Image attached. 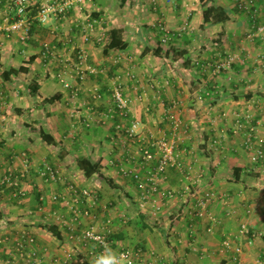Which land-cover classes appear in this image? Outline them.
<instances>
[{
	"label": "crops",
	"instance_id": "crops-1",
	"mask_svg": "<svg viewBox=\"0 0 264 264\" xmlns=\"http://www.w3.org/2000/svg\"><path fill=\"white\" fill-rule=\"evenodd\" d=\"M30 1L26 34L0 43V179L29 168L0 198V264H22V233L35 239L36 264H97L123 249L135 264H236V247L241 264H264V158L253 164L244 149L249 127L264 137V39L248 37L264 23V0H254L256 15L245 0H94L43 25L34 19L42 2ZM209 8L228 20L205 23ZM112 29L127 47L105 52ZM80 54L97 70L84 82ZM229 56L231 67L214 72ZM116 86L139 122L134 140L115 131L130 121L114 114ZM168 112L183 125L181 167L158 181L173 196L140 210L130 174L151 171L149 143L172 136ZM146 153L153 158L140 169ZM80 159L99 174L85 177ZM44 165L61 180L39 177ZM70 187L90 195L75 198ZM205 191V215L194 217ZM86 230L106 234L109 249L85 242Z\"/></svg>",
	"mask_w": 264,
	"mask_h": 264
},
{
	"label": "built area",
	"instance_id": "built-area-1",
	"mask_svg": "<svg viewBox=\"0 0 264 264\" xmlns=\"http://www.w3.org/2000/svg\"><path fill=\"white\" fill-rule=\"evenodd\" d=\"M93 0H64L62 4H58L56 1H51V3L43 4L38 13L35 16V21L38 24H46L51 19H56L64 16L67 11L73 9L82 11L87 3H92ZM250 6L253 15L258 13V9H255L254 0H245ZM6 3L11 5L12 11L14 12V17H0V43L2 37L5 35L12 34L14 32L23 30L26 31L29 28L30 21L28 18L29 4L28 0H6ZM32 19V20H34ZM88 30H92L93 24L90 23L87 26ZM159 32L162 35L161 43L165 44L171 38L168 31L159 25ZM251 39H264V23L255 26L250 34L248 35ZM88 39V37H86ZM232 57H227L213 65V71L219 73L224 70H228L232 65ZM77 79L80 82L85 80L87 74L94 75L97 70L89 65L86 66L85 55L80 54L78 58V63L75 65ZM113 111L114 114L119 118L129 119V125L123 127L122 125H115V131L119 135L125 136L129 140H134L137 137V129L139 127V122L132 117L130 102L124 96L121 86H116L113 94ZM176 103L172 107H176ZM167 122L171 129V138H161L149 143V147L153 150L155 159V164L151 171L146 174L145 177L142 176L140 171H136L130 174L132 181L134 182L136 189L139 193V203L138 207L140 210H144L149 204L153 205V200L155 197H161L162 199H170L173 194L170 192H162L159 187L158 181L166 175L169 169L176 168L180 169V159H179V132L183 127L180 119L175 117L172 113L168 112ZM244 149L249 153V158L251 163L258 164L264 158V137L257 138L255 134V128L249 127L247 135L244 141ZM151 153H146L145 156L140 161V169H145L148 162L152 160ZM25 164L28 165V163ZM25 166L24 171L18 176H13V173L6 175L0 179V198L3 195L4 189L8 187H15L18 184V179L24 177L28 172V166ZM38 176L49 182L60 181V175L57 170L49 165H44L38 172ZM70 192L73 197L77 198L79 195L84 197H89L90 193L87 191L77 190L75 187H70ZM198 194V193H197ZM23 196V193H19ZM211 199V194L209 192H203L201 195H196L192 209L190 213L192 216L202 218L205 215L209 200ZM53 200H57V197H53ZM241 231L248 234V230L243 225L241 226ZM82 239L85 242L93 243L99 247L102 251L109 249L111 242L106 234L95 233L93 230H86L82 233ZM1 243V242H0ZM223 245L229 247L230 244L226 240ZM16 250L18 257L22 260V264H36V248L35 239L26 233H22L17 239ZM234 258L233 260L236 264H241L239 261V254L241 250L239 247L234 248ZM116 264H135L132 257V252L129 249H123L115 256Z\"/></svg>",
	"mask_w": 264,
	"mask_h": 264
},
{
	"label": "trees",
	"instance_id": "trees-1",
	"mask_svg": "<svg viewBox=\"0 0 264 264\" xmlns=\"http://www.w3.org/2000/svg\"><path fill=\"white\" fill-rule=\"evenodd\" d=\"M201 3L204 5V0H201ZM212 19L214 22L219 21H227L228 18L220 13H217L214 9L209 8L204 12V22L207 23ZM127 47V44L123 41L121 37L120 30L112 29L108 33V44L105 46V52L108 50H123ZM44 136V135H43ZM45 138V137H43ZM52 141L49 140V143ZM78 167L83 171L85 177H90L93 174H99V168L96 164H92L90 161L86 159H80L77 161ZM107 183L112 187V181L106 180Z\"/></svg>",
	"mask_w": 264,
	"mask_h": 264
},
{
	"label": "rangeland",
	"instance_id": "rangeland-1",
	"mask_svg": "<svg viewBox=\"0 0 264 264\" xmlns=\"http://www.w3.org/2000/svg\"><path fill=\"white\" fill-rule=\"evenodd\" d=\"M41 2V4H40V6H39V4H38V7H39V9H40V7L43 5V4H48V3H51V1H56L58 4H62L63 3V1H61V0H40ZM94 1V0H93ZM31 1L30 0H28V4H29V7H32L31 6ZM37 3H39V2H37ZM1 6H4V7H6V8H8L9 10H10V14H6V15H4L3 17H5V16H9V17H14V12L12 11V6L11 5H9L8 3H6V0H0V7ZM82 11H84V9L82 10ZM0 17H2V16H0ZM59 18H61V17H59ZM56 19H58V18H56ZM54 20V19H53ZM74 69V68H73ZM85 80H86V77H85ZM84 80V81H85ZM83 81V82H84ZM179 119V118H178ZM247 135V134H246ZM179 151H180V149H179Z\"/></svg>",
	"mask_w": 264,
	"mask_h": 264
},
{
	"label": "clouds",
	"instance_id": "clouds-1",
	"mask_svg": "<svg viewBox=\"0 0 264 264\" xmlns=\"http://www.w3.org/2000/svg\"><path fill=\"white\" fill-rule=\"evenodd\" d=\"M97 264H116V259L114 256L101 257L97 260Z\"/></svg>",
	"mask_w": 264,
	"mask_h": 264
}]
</instances>
